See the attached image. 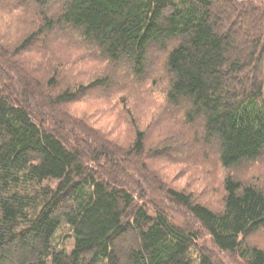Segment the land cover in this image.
I'll return each mask as SVG.
<instances>
[{
    "label": "trees",
    "instance_id": "obj_1",
    "mask_svg": "<svg viewBox=\"0 0 264 264\" xmlns=\"http://www.w3.org/2000/svg\"><path fill=\"white\" fill-rule=\"evenodd\" d=\"M3 1L30 18L25 36L0 33V264H220L198 231L146 200L136 176L147 159L209 150L227 171L217 207L157 179L159 189L217 251L264 264L250 242L264 232V185L240 172L264 159V0ZM64 43L109 69L86 84L71 78ZM154 51L180 127L159 149L135 125L120 144L73 113L142 79ZM64 225L70 248L57 240Z\"/></svg>",
    "mask_w": 264,
    "mask_h": 264
},
{
    "label": "rangeland",
    "instance_id": "obj_2",
    "mask_svg": "<svg viewBox=\"0 0 264 264\" xmlns=\"http://www.w3.org/2000/svg\"><path fill=\"white\" fill-rule=\"evenodd\" d=\"M255 1L260 3V0ZM4 2L0 0L1 35L11 39L25 36L28 33L27 19L30 18L28 10L25 8L12 9ZM63 46L73 48L63 52V67L71 78L81 80L83 84H86L92 81V77L99 76L101 72L109 69L108 62L93 59L84 48L70 47L69 43L62 44L60 48ZM32 52H34V59L42 58L39 50H32ZM159 56L156 51L150 53L148 62L150 68L154 67L147 71L142 79L130 76V82L113 89L114 92L105 96L106 98H98L91 94L89 98L72 105L73 113L79 116L85 115L92 128L108 134L111 139L120 144H128L134 139L135 125L148 133V145L156 143L159 149L163 142L172 137L170 136L171 131L180 130L177 124L168 119V112L173 109L167 101L168 86L167 82L163 81L165 77L163 58L159 59ZM45 57L50 59L52 56L47 53L44 59ZM8 75L13 78L17 76L15 72L12 74L8 72ZM167 124L168 128L165 130ZM186 146L188 143L184 145ZM147 160L149 162L148 174H141V177H138L140 174L136 175L137 179L142 181L138 189L145 191L146 200L165 209L175 223L198 231L201 236L199 246L213 252L218 263L242 264L236 256L217 251L210 238L203 230H200L195 218L183 207L170 201L164 191L159 189L162 187L158 186L160 183L164 187L192 194L200 202L217 207L223 196V181L227 171L219 163L215 151L170 155L164 158L157 156L156 159ZM241 169V176L245 179L264 185V159L248 164L244 170ZM69 234L70 231L65 225L59 229L57 240L60 245L65 243L68 248L71 247L72 240ZM250 242L264 248V232L252 235Z\"/></svg>",
    "mask_w": 264,
    "mask_h": 264
}]
</instances>
